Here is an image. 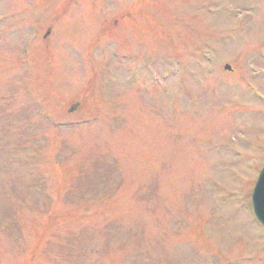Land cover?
I'll use <instances>...</instances> for the list:
<instances>
[{
	"label": "rangeland",
	"instance_id": "obj_1",
	"mask_svg": "<svg viewBox=\"0 0 264 264\" xmlns=\"http://www.w3.org/2000/svg\"><path fill=\"white\" fill-rule=\"evenodd\" d=\"M263 166L264 0H0V264H264Z\"/></svg>",
	"mask_w": 264,
	"mask_h": 264
},
{
	"label": "water",
	"instance_id": "obj_2",
	"mask_svg": "<svg viewBox=\"0 0 264 264\" xmlns=\"http://www.w3.org/2000/svg\"><path fill=\"white\" fill-rule=\"evenodd\" d=\"M227 69H231L230 66H228ZM253 201L256 215L264 224V170L262 171L260 179L257 183Z\"/></svg>",
	"mask_w": 264,
	"mask_h": 264
}]
</instances>
